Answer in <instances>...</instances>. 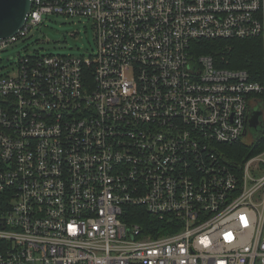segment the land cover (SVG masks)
Returning a JSON list of instances; mask_svg holds the SVG:
<instances>
[{"label":"built area","instance_id":"obj_1","mask_svg":"<svg viewBox=\"0 0 264 264\" xmlns=\"http://www.w3.org/2000/svg\"><path fill=\"white\" fill-rule=\"evenodd\" d=\"M45 14L90 19L96 51L0 75V264H264V79L191 52L264 51V0H32L0 51ZM254 110L261 148L227 159Z\"/></svg>","mask_w":264,"mask_h":264},{"label":"rangeland","instance_id":"obj_2","mask_svg":"<svg viewBox=\"0 0 264 264\" xmlns=\"http://www.w3.org/2000/svg\"><path fill=\"white\" fill-rule=\"evenodd\" d=\"M42 21L0 51V75L14 68L19 55L39 53L87 57L96 51L95 32L90 19L45 14ZM262 53L264 58V51ZM241 142L252 146L251 133Z\"/></svg>","mask_w":264,"mask_h":264},{"label":"trees","instance_id":"obj_3","mask_svg":"<svg viewBox=\"0 0 264 264\" xmlns=\"http://www.w3.org/2000/svg\"><path fill=\"white\" fill-rule=\"evenodd\" d=\"M263 43L259 37L244 39H216L194 42L192 53L195 55H210L214 62L222 68L231 70H245L253 80L264 79ZM255 139L253 145L241 141L232 145H223V154L227 159L238 160L247 154L255 153L262 145V130H250ZM10 196L0 192V208L7 204ZM138 208H133L136 210ZM144 215V211H143ZM146 217V213H145ZM137 222L136 218L130 219Z\"/></svg>","mask_w":264,"mask_h":264},{"label":"water","instance_id":"obj_4","mask_svg":"<svg viewBox=\"0 0 264 264\" xmlns=\"http://www.w3.org/2000/svg\"><path fill=\"white\" fill-rule=\"evenodd\" d=\"M32 0H0V38L16 34L25 24ZM261 111L254 110L249 119V130H262Z\"/></svg>","mask_w":264,"mask_h":264},{"label":"snow or ice","instance_id":"obj_5","mask_svg":"<svg viewBox=\"0 0 264 264\" xmlns=\"http://www.w3.org/2000/svg\"><path fill=\"white\" fill-rule=\"evenodd\" d=\"M243 219V218H242Z\"/></svg>","mask_w":264,"mask_h":264}]
</instances>
